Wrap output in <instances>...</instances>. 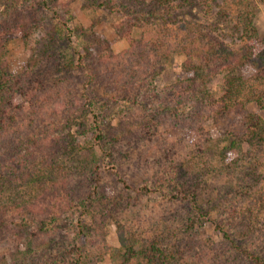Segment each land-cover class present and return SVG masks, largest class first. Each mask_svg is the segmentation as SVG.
<instances>
[{
    "label": "rangeland",
    "instance_id": "obj_1",
    "mask_svg": "<svg viewBox=\"0 0 264 264\" xmlns=\"http://www.w3.org/2000/svg\"><path fill=\"white\" fill-rule=\"evenodd\" d=\"M44 1L13 0L18 10L10 17H27L15 33L12 26L5 28L4 55L11 72L40 78L25 95L21 115L33 120L32 132L57 130L58 146L66 150L56 158L68 181L59 174L55 186L46 185L45 194L37 195L27 211L0 215V262L75 264L83 255L86 264H148L146 254L134 257L141 247L158 255L159 246L172 250L182 241L188 245L186 258L199 264H252L225 250L217 228L206 218L232 230L251 220L253 235L259 233L254 242L260 243L264 142L255 138L249 146L242 143L240 163L220 168V149L237 126L213 120L207 115L210 107L192 105L186 91L172 92L173 83L186 75V58L173 46L185 32L175 28L176 22H199L202 14L185 6L165 23L153 0ZM239 2L225 3L231 16ZM5 7L0 0V12ZM0 23L5 24L3 19ZM253 23L254 39L229 31L225 39L259 47L264 44V6L255 9ZM72 27L77 28L75 35ZM166 27L170 31L162 33ZM162 36L170 52L155 43ZM130 48L135 49L131 54ZM150 70L154 77L144 81L141 74ZM221 79L216 76L211 89ZM185 100L192 107L181 110ZM247 109L264 120V105L250 103ZM94 111L102 140L92 123ZM23 122L19 139L26 134ZM254 165L253 175L245 174ZM54 189L59 197H53ZM188 192L196 195L205 217L184 196Z\"/></svg>",
    "mask_w": 264,
    "mask_h": 264
},
{
    "label": "trees",
    "instance_id": "obj_2",
    "mask_svg": "<svg viewBox=\"0 0 264 264\" xmlns=\"http://www.w3.org/2000/svg\"><path fill=\"white\" fill-rule=\"evenodd\" d=\"M3 1L6 2V7L0 12V21L3 19L5 23H0V215L11 210L27 211L30 207L29 203L33 204L37 195L45 194L46 185L52 188L55 186L57 175L60 174L64 181H68L66 169L58 163L62 162L56 158L60 155L58 153L64 149L58 146L60 136L57 130H51L55 138L47 129L32 132L30 124L33 120L21 115L23 106L26 105L25 95H30L31 89L41 80L37 77L30 78L23 74L13 73L9 69L8 60L4 55V44L9 35L5 28L12 26L15 33L20 25H23L27 16L21 14L18 19H12L10 17L12 12L15 13L18 9L13 6V0ZM153 1L160 6V15L165 23H171L169 21L174 11L185 6H190L191 10L195 7L197 12L202 14V18H197V20L200 19L199 22L190 20L176 22L175 28L183 29L185 32L173 46L186 58V61L182 63V69L186 75L181 81L173 83L176 89H172V92L178 95L186 91V99L191 100L189 103L195 106L197 102H201L210 107L207 115H211L213 120H222L226 124L237 126V132L229 131L230 138L226 136L228 142L224 143L220 149L218 163L220 168H234L241 161L242 143H247L249 146L250 141L253 144L256 139L259 143L264 142V120L256 112L247 109L250 103L258 106L264 105V44L260 42L261 45L257 48L249 43L250 41L236 45L234 40H226L225 36L226 31H229L228 33L236 34L238 37L247 36V34L249 38L255 37L257 30L253 23L254 11L258 5L264 6V0H244V4L239 0L240 4L235 16H231L230 6L225 4L228 0ZM223 1L226 6L222 4ZM90 3L94 4L96 0H90ZM135 19L138 20L139 16ZM142 20L146 23L144 17ZM228 23H231L229 28H224L228 27ZM72 29L75 35L77 28L72 27ZM81 30V32L86 31ZM161 31L163 33L170 30L166 27V30ZM19 33L23 35V32L19 31ZM155 43L162 47L166 46V52L171 51L170 45L163 36L160 41L155 38ZM84 50L88 51L86 47ZM134 50L130 48L128 52L131 54ZM105 53L110 57L108 50ZM98 54L99 52L94 57L96 58ZM165 55H161V58L168 57L167 54ZM139 56L136 54V57ZM96 60H99L98 57ZM135 71L137 70L133 67L131 72ZM141 75L144 81L150 82L155 71L150 70L147 73L145 71ZM218 75L222 79L214 89H211L209 84ZM129 86L131 87V84ZM187 100L179 104L181 110L192 107ZM36 108H33L35 112ZM92 117L94 130L99 133L96 135L97 139L102 140L103 135L97 123L99 114L94 111ZM25 119L27 121L26 134L19 139V130L25 126L23 122ZM46 142H48L47 145ZM253 163L256 165L255 161ZM255 165L247 167L245 174L252 173L253 175L252 169L256 167ZM142 188L148 189L147 186ZM21 189L23 192L20 191ZM54 190L53 197H59V192L56 191L58 189ZM183 194L185 197L189 195V200L193 203L199 217H205L206 213H203L196 205V195L193 192ZM174 197L177 195L175 194ZM262 204L264 205V200ZM206 219L217 228L225 250L232 249V253L239 254L238 256L243 257L249 263L264 264V233H262L260 243L256 244L254 241L259 233L253 235L255 229L251 220L240 222V227L232 230L225 228L223 224L215 223L209 217ZM13 234L16 237L19 235L18 232ZM24 239L28 238L24 236ZM181 242H175L173 251L159 246L158 255L155 250L148 253V248L141 247V250L135 252L134 257L146 254L148 264H199V262L186 258L188 245ZM153 253H156V256ZM84 258L83 255L78 256L75 264H86ZM0 264L7 263L0 262Z\"/></svg>",
    "mask_w": 264,
    "mask_h": 264
}]
</instances>
